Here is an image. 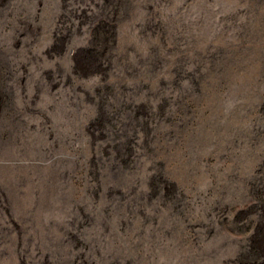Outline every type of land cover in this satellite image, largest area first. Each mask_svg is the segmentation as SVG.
<instances>
[{"label":"rangeland","instance_id":"1","mask_svg":"<svg viewBox=\"0 0 264 264\" xmlns=\"http://www.w3.org/2000/svg\"><path fill=\"white\" fill-rule=\"evenodd\" d=\"M0 264H264V0H8Z\"/></svg>","mask_w":264,"mask_h":264},{"label":"trees","instance_id":"2","mask_svg":"<svg viewBox=\"0 0 264 264\" xmlns=\"http://www.w3.org/2000/svg\"><path fill=\"white\" fill-rule=\"evenodd\" d=\"M7 1L8 0H0V8H2L3 6H5Z\"/></svg>","mask_w":264,"mask_h":264}]
</instances>
